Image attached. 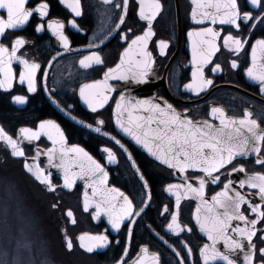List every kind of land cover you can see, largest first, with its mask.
I'll use <instances>...</instances> for the list:
<instances>
[{
	"label": "flooded vegetation",
	"instance_id": "af4514ba",
	"mask_svg": "<svg viewBox=\"0 0 264 264\" xmlns=\"http://www.w3.org/2000/svg\"><path fill=\"white\" fill-rule=\"evenodd\" d=\"M40 2L41 0H29L26 7L34 8ZM47 2L50 8L49 15L45 19L33 14L27 24L18 30H9L6 37L0 40V43L11 48L16 37H24L27 43L17 55L41 65L36 75V92L28 91L27 81L23 84L19 83L20 61L17 60V63L12 65L14 73L12 87H0V124L7 133L21 141L26 156L32 157L37 145L45 149L50 145L45 139H41L36 145H33L21 137L19 130L24 127L35 129L39 122L53 120L63 129L67 143L80 145L92 157L100 161L108 172L109 185L120 189L132 199L137 207L141 206L143 201H147V193L149 190L151 192V200L147 201L148 207L145 208V212L140 217L135 218L136 223L129 225L126 220L120 230L116 231L102 216L99 220L94 218V208L88 211L84 210L83 193L86 189L85 186L76 185L73 190L65 191L62 188L61 180L52 176L53 184L57 188L54 192L49 191L46 186L25 172L24 160L13 159L0 144L5 159L13 161L10 172L13 171L17 174L16 176L20 179V189L26 196L28 195L30 205L32 203L36 207L41 218L43 216V219L49 218L53 221L56 224V230L58 229L62 234L64 251L61 248V253L55 257V260L47 264H116V260L120 258L125 248H128L130 261L145 257V264H152L153 254L159 253L160 264H179L180 257H183V264H203L199 250L204 244H211V241L206 233L200 231L194 218L196 206L200 202L190 193L184 196L181 201L179 223L185 228L190 227L191 232L177 233L167 227L171 223L176 192L173 191V195H170L166 188L169 184L185 183L183 179L177 177V175L185 174H179V171L175 172V169L161 165L117 132L113 121V107L120 91L116 89L110 101L96 113L84 107L78 94L81 85L101 80L104 72L119 61L133 36L141 35L147 29V22L141 20L138 15V0H130L126 22L119 30H115L113 26L118 22L121 10L116 9L114 4H105L104 0H81L82 15L79 17L74 16L70 8L63 7L59 0H47ZM121 2L122 0H114V3ZM161 2L164 5L163 10L153 23L155 36L151 37L148 43V49L155 60L149 74L156 80V97L163 98L164 101L172 104L177 111L183 112V110L188 109V115L195 121L209 120L217 125L219 124L218 119H214L210 115L212 107H222L229 117L236 118L243 117L244 111L247 109L253 113V118L259 120L261 126L264 127V92L260 90L259 81L249 78L246 71L252 64L251 46L255 44L256 40L264 39V24L256 23L255 27L251 28L253 21H242L241 29L237 31L233 25H221L219 22L213 25L210 20L198 23L199 16L196 20L192 18L193 9L197 8L192 0H161ZM239 3L242 11L252 12L253 16L261 14L260 9L254 8L250 4V0H239ZM197 10L200 9L197 8ZM1 15L5 16L2 12ZM49 20H60L64 23V32L69 38L70 50L69 53L60 56L47 72L51 58L64 51L49 33L47 27ZM71 20H75L79 26L76 27V30L70 27ZM41 23L45 24V28L43 31H37V25ZM210 27L220 32V37L217 39L220 51L213 58V63L204 69L206 76L214 81V86L197 95L184 86L191 83L193 79L194 45L199 47V41L210 39L208 35H197V30ZM108 29H113L111 39L98 49L90 48L89 45L98 44L101 39H104ZM128 29H131L132 32L129 34L128 41H124L121 39V35ZM190 32L193 33L191 36L189 35ZM229 32L234 36L241 35L243 37H249L250 32L248 43L239 54L229 51L223 44V39ZM159 40L169 42L164 54H161L159 50ZM91 51H99L104 64L85 69L79 61L84 56L89 55ZM233 59H237L240 65L236 69L230 67V62ZM256 61L258 65L264 62L259 49L257 50ZM216 63L221 65L222 71L213 73L211 68ZM123 85L120 82L113 83L115 88ZM45 91H48L66 112L80 121H84L85 124H92V130L71 123L57 112L49 103ZM17 95L27 96L28 99L25 103H17L13 100V97ZM99 119L105 121L102 132H100L101 135L93 131L94 127L97 126L95 122ZM104 133H109L110 136L120 140L127 153H131V158L120 145L103 135ZM105 148H111L115 153V162L108 163L107 153L103 151ZM262 156H264V152H262ZM132 161H135V164ZM240 164L245 166L248 174L264 172V167L256 164L255 154L248 157H238L233 161L232 166ZM40 165L46 170L49 168L43 162H40ZM230 168L231 166H228V170ZM221 171L224 172L225 170ZM138 174H142V177ZM201 174L196 170H189L187 173L189 179L193 181L197 175ZM243 177L244 173H233L230 178L236 182ZM143 180L147 181V187H145ZM224 182H226L225 177L222 175L220 183L215 185L209 183L206 187L205 199L211 201L212 196L222 190ZM32 185L40 190L42 196H39L41 197L37 196L38 194L32 189ZM233 187L243 192L249 191L247 186L244 189H239L238 183H234ZM257 191L251 190L250 198L253 199L254 203L260 202L259 197L256 196ZM48 205L54 210L51 215ZM165 205L168 206V212H164ZM69 210L73 213V217L67 215ZM244 211L245 214H249L246 205ZM73 218L75 223L72 222ZM249 218L255 217L249 214ZM236 223L238 222L233 221V226ZM240 223L242 224V222ZM129 226L132 228L130 241L127 235ZM259 227H264V223ZM86 233L91 235L106 234L111 243L108 248L98 250L95 254L86 253L79 246V237ZM259 236L258 233L257 237L253 239L257 249L264 247V240H261ZM67 237L71 238L75 246L72 251H68L66 248ZM144 246H147L148 249L146 254L141 252ZM187 246L192 248L190 255L187 252ZM218 247L221 251L225 250L222 243ZM233 258L237 260V264H243L242 253L235 254ZM259 259L260 256L257 253V261ZM215 264H223V262L217 261Z\"/></svg>",
	"mask_w": 264,
	"mask_h": 264
},
{
	"label": "snow or ice",
	"instance_id": "6c2138e0",
	"mask_svg": "<svg viewBox=\"0 0 264 264\" xmlns=\"http://www.w3.org/2000/svg\"><path fill=\"white\" fill-rule=\"evenodd\" d=\"M64 4L71 9L75 16L82 15L81 0H62ZM28 0H0V10L6 11L5 16H0V40L6 37L9 30H18L21 26L27 24L34 13L39 17L49 15L50 5L47 0H41L34 8H27ZM105 4H114L116 9L121 10L118 22L113 28L119 30L126 22L129 12L130 0H122L121 3H114V0H104ZM139 17L147 22V29L141 35H135L131 39L129 46L124 49L119 63L115 67L108 68L103 74V80L93 81L91 84H84L80 88V96L83 97L96 113L111 99V93L116 91L108 83L114 76L121 81H134L141 83L147 80L152 65L155 63L150 51L147 50L151 37L155 36L153 23L161 14L164 5L161 0H138ZM197 5L192 11L193 20L200 19L198 23L210 20L213 25L219 22L221 25H233L235 30L241 29V22L253 21L251 28L256 23L264 24V0H250V4L260 9L259 16H253L252 12L242 11L239 0H192ZM207 9V10H205ZM74 27H79L75 20L71 21ZM64 23L60 20H49L47 27L51 29L60 39L64 49L70 50L69 38L64 34ZM45 24L37 25V31H43ZM113 29H108L104 39L98 44L89 45L90 48H99L105 40L111 36ZM132 32L128 29L122 33L121 39L128 41L129 34ZM193 33H189L191 36ZM197 35H208L210 39L198 42L199 47H193V71L192 82L184 87L194 91L197 95L206 92L214 86V81L205 74V67L213 63V58L220 51L217 39L220 32L214 28H202L197 30ZM249 37L233 35L229 32L223 39V44L229 51L239 54L244 50L248 43ZM27 41L24 37L18 36L12 43V47L0 43V72L5 74L6 79H0V87L11 88L14 79V73L11 68L13 60H18L23 65V71L20 73V82L23 84L27 81L28 91H37V71L41 65L35 61L30 62L23 56L17 55L19 50L25 46ZM169 42L159 40L158 47L161 54L165 53ZM261 53L264 60V39H258L251 46L252 64L246 69L249 78L259 81L260 90L264 92V62L257 64V50ZM135 52L138 59L133 60L130 53ZM61 55L57 53V56ZM56 57H52L55 60ZM80 65L85 68H92L94 65H103L104 60L99 51H91L89 55L84 56ZM239 62L233 59L230 67L238 68ZM213 73L222 71L221 65L216 63L211 68ZM46 77V74H45ZM103 86L98 88V86ZM95 89L94 92L86 90ZM27 96H14L13 100L17 103H25ZM139 100L131 96L126 97L121 92L119 99L115 104V124L137 144L147 150L161 164L177 169L184 173L183 184H169L167 190L176 192L174 211L171 213V223L167 225L168 229L174 232H191L192 229L185 228L179 223L181 201L187 194H191L200 203L195 209V221L201 232L207 234L211 244H204L200 248L199 254L203 258V264H215L222 261L223 264H237L234 255L243 254V264H264V247L257 249L253 242L254 237L260 234L259 238L264 240V227H259L264 223V172L247 173L243 164L232 166L233 161L238 157H248L256 155V164L264 167V127L259 120L253 118V113L247 109L241 118L229 117L222 107H212L210 115L218 119L219 124H214L209 120L195 121L188 115V109L183 112L177 111L172 104L159 98ZM146 114H134V113ZM127 114V115H125ZM84 124V121H79ZM94 131L102 132L105 121L99 119L96 122ZM93 128L92 124L86 125ZM24 140L29 142L39 140L42 134L47 135L48 139L53 142V147L48 149L46 155L48 164L51 167L61 169L63 172V187L73 188L77 179L85 181L86 188H92L90 199L88 192L84 193V210H89L95 205L94 218L99 220L102 214H106L108 223L113 230L119 231L125 221L129 225L136 223V217H140L148 202L151 200L150 190L147 193V201H143L141 206L137 207L132 199L120 191V189L105 187L108 181V172L104 165L91 156L80 145H72L70 149L66 148L67 137L63 130L55 121H41L37 129L21 128L19 130ZM104 135L110 136L109 133ZM110 138L121 148L124 146L116 137ZM0 141H5L11 149L14 157H24L25 151L21 147V141L14 139L0 126ZM107 153L108 163L116 161V155L111 148L103 149ZM127 152V150L125 149ZM71 153V155H69ZM131 158V153H127ZM39 156L33 158L32 163L25 160V168L31 173L37 181L46 186L49 191H55L57 186L53 184L52 172L40 167L38 163ZM135 164V161H132ZM228 166H231L228 170ZM138 170V168H137ZM189 170H196L201 175L195 177V181L190 180L187 173ZM221 170H225L222 172ZM233 173H244L242 179L234 182L230 177ZM225 177L223 188L212 196L211 201L205 199L206 187L209 183L218 184L221 182V176ZM142 177V174H141ZM238 183L239 189L246 186L248 192H243L233 187ZM147 187V181H144ZM251 190H258L256 196L259 197V203H254L251 197ZM247 206L249 214L255 218L250 219L249 214H245L244 206ZM203 206V209H202ZM55 207V205H54ZM168 206H164V212H168ZM67 215L73 217L71 210ZM233 221L238 223L233 226ZM73 223L75 220L73 218ZM242 222V224L240 223ZM129 241L132 236L131 226L127 229ZM87 238V239H86ZM80 248L86 253L95 254L98 250L108 248L111 243L106 234H82L79 237ZM119 243V242H117ZM186 243V242H185ZM223 244L224 251H221L218 245ZM71 238H68L66 248L68 251L74 250ZM142 253H147V246L141 249ZM187 252L190 255L192 248L187 246ZM257 253L260 259L257 261ZM128 248L123 250L122 255L116 264H145V257L136 260H129ZM152 264H160L159 253L153 254ZM179 264H183V257H180Z\"/></svg>",
	"mask_w": 264,
	"mask_h": 264
},
{
	"label": "water",
	"instance_id": "95a60500",
	"mask_svg": "<svg viewBox=\"0 0 264 264\" xmlns=\"http://www.w3.org/2000/svg\"><path fill=\"white\" fill-rule=\"evenodd\" d=\"M29 1V0H28ZM59 2L61 3V5L63 6V7H66V8H68V6L66 5V4H64L63 2H62V0H59ZM71 11V10H70ZM1 12L2 13H4L5 14V16H6V11L5 10H0V16H2L1 15ZM72 12V11H71ZM73 13V12H72ZM34 14H36V15H38L37 13H34ZM74 14V13H73ZM39 16V15H38ZM74 16H75V14H74ZM6 18V17H5ZM41 18V17H40ZM42 19H45V17H43ZM72 21V20H71ZM70 27L73 29V30H76V27H74L72 24H71V22H70ZM22 27V26H21ZM48 30H49V33H50V35L54 38V39H56V41H57V43H58V45H59V47L60 48H62V49H64V47H63V44H62V42L60 41V39H59V37L51 30V29H49L48 28ZM63 31H64V29H63ZM64 34H65V32H64ZM66 35V34H65ZM67 36V35H66ZM111 37L112 36H109L106 40H105V42L104 43H106L107 41H109L110 39H111ZM147 50L149 51V49L147 48ZM66 53H69V50H66V49H64V51L63 52H61L60 54L61 55H59V56H57V55H55L54 57H56V59L55 60H52V58H51V60L49 61V64H48V66H47V72H48V70L50 69V67L52 66V64L60 57V56H62V55H65ZM122 55V54H121ZM130 55L132 56V59L133 60H135V59H138L139 57H137L136 56V54H135V52H133V53H130ZM121 58V57H120ZM119 61H120V59H119ZM119 61L117 62V63H119ZM14 63H17V60H13V62H12V64H11V68H12V65L14 64ZM19 65L21 66V72L24 70L23 69V65L19 62ZM113 67H115V66H113ZM12 71H13V69H12ZM0 79H6V77H5V74L3 73V72H0ZM19 80V83L20 84H22L21 82H20V79H18ZM101 80H103V78L101 79ZM13 81H14V79H13ZM12 81V82H13ZM114 82H120V83H123L124 85L123 86H119L118 88H116L118 91H120V94H121V92H123L124 93V95L126 96V97H128V96H131V97H133V98H135V99H139V100H144V99H151V98H157L156 97V93H155V82H156V80L153 78V77H151L150 76V74L148 75V78H147V80L146 81H144V82H141V83H135L134 81H121V80H119V79H117V78H115V76L112 78V79H110L109 81H108V83L110 84V85H112L113 86V83ZM92 83V82H91ZM91 83H88V84H91ZM84 85V84H83ZM83 85H81L80 86V88L83 86ZM103 86L101 85V86H98V88H102ZM114 87V86H113ZM80 88H79V98H80V101L82 102V104L84 105V107H86L87 108V110H89V111H91L92 112V110H91V108H89V106H88V104L86 103V101H85V99L83 98V97H81L80 96ZM115 88V87H114ZM95 91V89H89V90H86V92H94ZM33 94V93H32ZM45 94H46V97H47V99H48V101H49V103L52 105V107L57 111V112H59L60 114H62L67 120H69L71 123H73V124H75V125H77V126H80V127H83V128H87V129H91V128H88L86 125L87 124H81V123H79V119H77L76 117H74L73 115H71L70 113H68V112H66L64 109H62L61 107H60V105L53 99V97L49 94V92L48 91H45ZM113 94H114V92H112L111 93V97L113 96ZM120 94L118 95V97H117V100L119 99V96H120ZM116 100V101H117ZM110 101V100H109ZM108 101V102H109ZM156 102H160V100L157 98L156 99ZM115 104H116V102H115ZM114 110H115V105H114V108H113V121H114V124H115V113H114ZM134 114H146V113H140V112H137V113H134ZM125 115H127V114H125ZM50 121H52V120H50ZM39 124H40V122L38 123V125H37V128L39 127ZM0 126H2L1 124H0ZM24 128H29V127H24ZM37 128H35V129H37ZM61 128V127H60ZM115 128H116V130H117V132L121 135V136H123V137H125V138H127L129 141H131L137 148H139L140 150H142V151H144L145 153H147L151 158H153V159H155L153 156H151V154H149L148 152H147V150L146 149H144L141 145H139V144H137L130 136H128L126 133H124L116 124H115ZM33 129V128H32ZM62 129V128H61ZM5 130V129H4ZM92 130V129H91ZM94 131V130H93ZM95 132V131H94ZM95 133H97V132H95ZM9 134V133H8ZM65 134V133H64ZM97 134H102V133H97ZM10 135V134H9ZM104 135V134H103ZM105 136H107V135H105ZM22 137V136H21ZM108 138H110V136H107ZM15 139V138H14ZM41 139H45L49 144H50V147L48 148V149H50V148H52L53 147V142L51 141V140H49L48 139V137H47V135H45V134H42L41 135V137H40V139L39 140H34V141H31V142H29V141H27V140H25V141H27V142H29V143H34V142H39ZM111 139V138H110ZM0 144L9 152V154L11 155V157L13 158V159H23L24 160V163H23V166H24V164H25V160L27 159V161H28V163H32L33 162V158L34 157H36V156H39V159H38V163H39V165H40V162H43L44 164H46L49 168H48V171H51L52 172V176L54 175V176H57L58 178H60V180H61V182H62V188L65 190V191H71V190H73L74 189V187L76 186V185H83V186H85L86 187V185H85V181L83 180V179H77L76 180V183H75V185L73 186V188H71V189H67V188H64L63 187V172H62V170L61 169H58V168H54V167H51L49 164H48V157H47V155H46V152H47V150L48 149H44V148H42V147H38V146H36L35 147V149H34V151H35V154H34V156H32V157H27L26 155L24 156V157H14L12 154H11V149H10V147L6 144V142L5 141H0ZM71 146L72 145H69L68 143H67V141H66V145H65V147L66 148H68V149H70L71 148ZM21 147H23L22 146V144H21ZM23 149H24V147H23ZM123 149H124V151H125V148L123 147ZM25 151V150H24ZM127 153V152H126ZM69 155H71V153H69ZM156 160V159H155ZM157 161V160H156ZM160 163V162H159ZM161 164V163H160ZM161 165H163V164H161ZM163 166H165V165H163ZM41 167V166H40ZM165 167H167V166H165ZM24 170H25V172L29 175V176H31L33 179H35L36 180V178L31 174V173H29L28 171H27V169L25 168V166H24ZM176 171H178L177 169H175V172ZM179 174H184V173H180L179 172ZM139 175V174H138ZM140 177H141V175H139ZM177 177H179L180 179H183L184 180V175H181V176H179V175H177ZM37 181V180H36ZM108 181H109V176H108ZM108 181H107V185L105 186V187H108V188H112V186H110L109 185V183H108ZM144 181V180H143ZM37 182H39V181H37ZM40 183V182H39ZM85 191H87L88 192V195H89V198L90 199H94L93 198V196H92V188H90V187H87L85 190H84V193H85ZM166 191L170 194V195H173V192H169L168 190H167V188H166ZM122 192V191H121ZM84 193H83V204H84ZM123 193V192H122ZM125 194V193H124ZM126 195V194H125ZM127 196V195H126ZM95 209V205L93 204V206L90 208V209ZM88 211V210H87ZM102 217H103V219L108 223V218H107V215L106 214H102L101 215ZM109 224V223H108ZM110 225V224H109ZM111 226V225H110ZM68 238L69 237H67L66 239L68 240Z\"/></svg>",
	"mask_w": 264,
	"mask_h": 264
},
{
	"label": "bare ground",
	"instance_id": "6f19581e",
	"mask_svg": "<svg viewBox=\"0 0 264 264\" xmlns=\"http://www.w3.org/2000/svg\"><path fill=\"white\" fill-rule=\"evenodd\" d=\"M37 143L38 142H34L33 145ZM5 158V155L0 149V169L5 172L4 176H2L0 172V212H2L5 219L3 224L4 229L9 232L10 237L16 240L27 239L33 243H40L42 245L41 250H37L40 259H42L44 263L54 261L55 257L58 256L61 251L58 250V247H54L49 239L47 242V238H49L48 233L56 229V224L49 218L46 220L43 219V216L41 218L36 207L29 205L28 195H25L18 183L14 182L11 177L9 178L11 162L13 161ZM32 189L38 194L37 196L41 195L39 189L37 190L34 186ZM45 204L47 203L45 202ZM49 207L48 205V208ZM49 213L50 215L53 214L54 210L49 208ZM36 248L37 247L34 249L35 256ZM33 261L36 263L35 259Z\"/></svg>",
	"mask_w": 264,
	"mask_h": 264
},
{
	"label": "rangeland",
	"instance_id": "374dc122",
	"mask_svg": "<svg viewBox=\"0 0 264 264\" xmlns=\"http://www.w3.org/2000/svg\"><path fill=\"white\" fill-rule=\"evenodd\" d=\"M0 172L2 173L4 171L0 169ZM1 175L4 174L2 173ZM16 175L17 174L12 171L10 172V176L9 175L8 176L9 178L11 177L16 183L19 184L20 179ZM31 206L34 207V205L32 204ZM0 211H1V206H0ZM4 222H5L4 216L2 212H0V264H47L48 263V262L44 263V261L40 259V256L37 252V250H41L42 245L40 243H36V242L33 243L32 241H28L27 239L16 240L10 237L9 232L4 229L3 226ZM48 236L49 238H47V242L49 239L53 243L54 247H58V250L61 251V248L62 250L64 249L62 242V234L58 231V229L51 230V232L48 233ZM35 247H37L36 256L34 253ZM32 259L33 260L35 259L36 263H34Z\"/></svg>",
	"mask_w": 264,
	"mask_h": 264
},
{
	"label": "trees",
	"instance_id": "16d2710c",
	"mask_svg": "<svg viewBox=\"0 0 264 264\" xmlns=\"http://www.w3.org/2000/svg\"><path fill=\"white\" fill-rule=\"evenodd\" d=\"M4 175H5V172H2ZM4 175H2V176H4ZM15 182V181H14Z\"/></svg>",
	"mask_w": 264,
	"mask_h": 264
}]
</instances>
